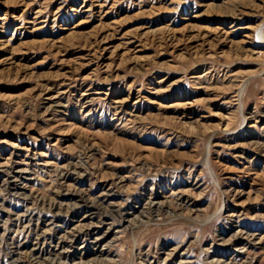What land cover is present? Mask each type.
Segmentation results:
<instances>
[{
  "label": "rangeland",
  "instance_id": "rangeland-1",
  "mask_svg": "<svg viewBox=\"0 0 264 264\" xmlns=\"http://www.w3.org/2000/svg\"><path fill=\"white\" fill-rule=\"evenodd\" d=\"M0 236V264H264V0H0Z\"/></svg>",
  "mask_w": 264,
  "mask_h": 264
},
{
  "label": "bare ground",
  "instance_id": "bare-ground-1",
  "mask_svg": "<svg viewBox=\"0 0 264 264\" xmlns=\"http://www.w3.org/2000/svg\"><path fill=\"white\" fill-rule=\"evenodd\" d=\"M5 183V182H4ZM19 192V191H18ZM11 193V192H10ZM164 207V202L162 201H158V202H153L152 204H150L149 208L160 211L162 210V208ZM144 212V211H141ZM102 235V234H101ZM2 237V236H0ZM4 238V237H3ZM101 238V237H100ZM97 240V239H96ZM101 240V239H100ZM94 241V240H93ZM95 242V241H94ZM19 264V263H18Z\"/></svg>",
  "mask_w": 264,
  "mask_h": 264
}]
</instances>
